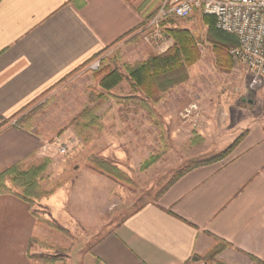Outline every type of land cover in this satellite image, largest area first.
I'll return each mask as SVG.
<instances>
[{
	"label": "crops",
	"instance_id": "obj_1",
	"mask_svg": "<svg viewBox=\"0 0 264 264\" xmlns=\"http://www.w3.org/2000/svg\"><path fill=\"white\" fill-rule=\"evenodd\" d=\"M146 14L135 0H0V174L43 155L42 137L17 122L21 112L107 50L130 48ZM238 138L225 162L191 171L87 251L49 264H264V123ZM71 194L60 189L43 199L62 225L37 220L33 205L41 201L0 195V251L9 264H31L34 246L52 249L29 230L65 226L76 216L64 210ZM79 217L89 224L91 213Z\"/></svg>",
	"mask_w": 264,
	"mask_h": 264
},
{
	"label": "rangeland",
	"instance_id": "obj_2",
	"mask_svg": "<svg viewBox=\"0 0 264 264\" xmlns=\"http://www.w3.org/2000/svg\"><path fill=\"white\" fill-rule=\"evenodd\" d=\"M135 1L143 5L147 19L130 48L124 50L119 46L107 50L29 105L18 117L22 127L34 128L44 142L43 155L25 162L28 167L48 161L40 175L41 190L52 195L60 189L74 190L64 210L68 207L76 216H70L62 226L65 233L45 226H41L44 235L36 228L29 230L30 237L52 247L48 250L34 246L36 253L28 250L31 264H49L48 259L62 260L69 251L79 254L87 251L130 214L155 202L164 190L204 165L175 180L180 173L221 154L245 128L264 123V84L249 89L251 78L230 55L233 48L228 50L230 69L216 68L211 46L206 42V26L198 13L183 20L170 18L165 24L166 28L188 30L199 42L200 57L188 67L187 81L154 103L133 91L124 66L160 54L173 44L165 29L156 39L149 36V31L142 30L157 13L162 0ZM96 61L101 66L91 71L89 66ZM109 70H117L123 80L107 92L99 88L98 82ZM85 110L89 112L83 119ZM86 121H94L95 125L84 127ZM64 145L66 152L57 153L58 147ZM92 157L107 162L109 175L91 165ZM151 159L154 163L145 166ZM43 199L37 201L42 206L33 205L37 217L53 219L62 225L57 214L49 217L51 209ZM89 211L88 224L79 216L89 217ZM10 261L7 251L1 250L0 264ZM188 264L213 263L192 260Z\"/></svg>",
	"mask_w": 264,
	"mask_h": 264
},
{
	"label": "trees",
	"instance_id": "obj_3",
	"mask_svg": "<svg viewBox=\"0 0 264 264\" xmlns=\"http://www.w3.org/2000/svg\"><path fill=\"white\" fill-rule=\"evenodd\" d=\"M167 22H170V18ZM167 22H163L162 25H165ZM202 23L206 26V42L211 46V50L215 57L214 63L216 68L221 71L229 70L232 62L228 55V50L238 45L235 36L216 29L212 17L202 16ZM165 32L172 39L173 44L164 52L148 56L144 61L124 66L126 76L130 81V88L133 91L140 92L144 96L143 100H148L153 103L157 102L164 93L185 83L188 79V67L200 57L198 50L199 42L191 32L186 29L166 27ZM122 80L123 75L121 73L117 70H109L102 74L98 86L101 90L108 92L120 84ZM88 112V110H85L83 119L88 115ZM92 118L94 120L96 119L95 116H92ZM94 123V121L90 123L86 121L83 126H92ZM238 139L218 156L193 165L186 171L180 173L175 180L192 168L227 158ZM90 161L91 165L98 168L100 173L109 175V166L107 162L97 157H92ZM152 163H154L153 159L147 161L145 166H149ZM47 165L48 161L43 160L40 164H33L28 167L25 166V163H17L7 169L0 174V195H13L23 202L28 203L29 206H31L34 201L49 197L52 192H45L41 190L40 187V175ZM7 182L10 184V187L7 186ZM163 193H161V195ZM36 218L39 222L41 221L40 218ZM46 224L57 232L65 233V231L55 223L46 222ZM216 254L217 251H214L208 257L213 259ZM193 259L195 261L198 260L195 258ZM47 262L53 263L54 259H48Z\"/></svg>",
	"mask_w": 264,
	"mask_h": 264
},
{
	"label": "built area",
	"instance_id": "obj_4",
	"mask_svg": "<svg viewBox=\"0 0 264 264\" xmlns=\"http://www.w3.org/2000/svg\"><path fill=\"white\" fill-rule=\"evenodd\" d=\"M214 19L215 28L235 36L237 47L229 51L232 58L246 69L250 76L249 89L264 84V0H162L157 13L142 30L149 31L152 39L162 35L163 22L169 18L183 20L193 14ZM99 68V61L89 66ZM66 146L57 153L64 154Z\"/></svg>",
	"mask_w": 264,
	"mask_h": 264
}]
</instances>
